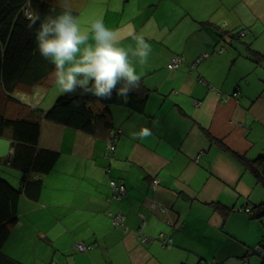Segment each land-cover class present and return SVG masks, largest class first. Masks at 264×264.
I'll return each instance as SVG.
<instances>
[{"label":"crops","instance_id":"obj_1","mask_svg":"<svg viewBox=\"0 0 264 264\" xmlns=\"http://www.w3.org/2000/svg\"><path fill=\"white\" fill-rule=\"evenodd\" d=\"M67 6L79 21L92 11L82 31L102 18L106 28L120 30V46L136 48L130 34L150 44L146 63L130 57L148 93L145 109L109 106L122 131L109 159L108 137L42 121L39 148L59 159L41 176L39 198L20 199L3 252L21 264H257L253 251L264 240V218H253L250 209L264 202V187L237 157L264 156V58L255 56H264V0H79ZM174 55L185 62L169 70ZM55 91V84L18 91L9 113L23 115L27 108L19 103L47 112ZM142 128L151 135L134 138ZM11 143L0 138V159L9 157ZM0 171L20 185V172L9 165ZM111 180L125 183L121 200ZM160 240L172 242L162 247ZM77 243L94 249L79 252Z\"/></svg>","mask_w":264,"mask_h":264},{"label":"trees","instance_id":"obj_2","mask_svg":"<svg viewBox=\"0 0 264 264\" xmlns=\"http://www.w3.org/2000/svg\"><path fill=\"white\" fill-rule=\"evenodd\" d=\"M28 2L31 13H38L40 16V20L31 28L25 13ZM70 10L78 17V11ZM61 11L59 5H52L44 0H0V138L12 142L11 154L6 159H0V165H9L21 174L18 187L0 176V264H21L3 252L9 237L8 226L18 222V206L22 197L31 200L39 198L43 188L41 176L50 173L59 159L57 152L39 148L42 121L50 120L94 137H108V141L117 146L121 134L112 133L117 129L109 106L128 107L136 112H143L145 109L148 93L140 83L139 89L129 95L127 102L117 96L115 91L111 99H98L92 93L78 88L62 95L47 112L19 103L20 109L24 111L27 108V111L17 116L9 113L7 105L9 102L17 103L14 98L16 92H32L37 87L49 89L55 84L52 76L55 65L40 54L36 33L42 20L49 15H59ZM255 56H258V60L264 58L262 54ZM114 152L107 156V151L106 158H112ZM237 158L264 187V156L255 160L240 155ZM222 211H229V208ZM250 213L255 219H263L264 202L253 206ZM86 245L90 246L86 252L94 249L93 244ZM253 253L259 255L261 264H264V240Z\"/></svg>","mask_w":264,"mask_h":264},{"label":"clouds","instance_id":"obj_3","mask_svg":"<svg viewBox=\"0 0 264 264\" xmlns=\"http://www.w3.org/2000/svg\"><path fill=\"white\" fill-rule=\"evenodd\" d=\"M60 7L61 13L47 16L36 33L40 54L55 65L52 76L58 91L68 94L79 88L98 99H111L115 91L127 102L141 83L130 57L138 58L140 64L146 63L152 51L150 44L142 35L130 34L136 48L120 46L123 39L120 30L106 28L102 18L95 20L89 31H82L78 17L65 0H60ZM27 18L30 28L40 20L38 13ZM90 33L93 43H89ZM81 45L85 47L81 49ZM150 135L148 128H142L134 138L145 139Z\"/></svg>","mask_w":264,"mask_h":264},{"label":"built area","instance_id":"obj_4","mask_svg":"<svg viewBox=\"0 0 264 264\" xmlns=\"http://www.w3.org/2000/svg\"><path fill=\"white\" fill-rule=\"evenodd\" d=\"M25 13H26V15H30L31 14L30 2L27 3V6L25 8ZM207 56H208L207 54L201 56L196 62H194L192 67H195L197 65V63L202 58L207 57ZM184 62H185L184 56H182V55H174V56L171 57L169 63L167 64V68L170 69V70L177 69L182 64H184ZM112 133L120 135L122 133V131L120 129H117V130L112 131ZM115 148H116V146L114 145V143L109 141L107 156L112 155V152L115 151ZM159 183H160L159 180L154 179L153 182H152L153 188H156L159 185ZM110 185H111V187L113 188V190L115 192L116 199L121 200L122 197L124 195H126V193H127L126 187H125V185H124V183L122 181L119 182V181L111 180L110 181ZM122 221H123V217L121 215H119L116 218V222L117 223H122ZM139 233H140L141 236L143 235L141 231ZM142 237H143L142 238L143 242H147L148 241L147 238H145L144 236H142ZM171 242H172V240H165L164 247L168 246ZM75 248L77 250L81 251V252H86V251H88L90 249V246L86 245L85 243H77L75 245ZM201 264H222V263L214 260V261H204Z\"/></svg>","mask_w":264,"mask_h":264},{"label":"rangeland","instance_id":"obj_5","mask_svg":"<svg viewBox=\"0 0 264 264\" xmlns=\"http://www.w3.org/2000/svg\"><path fill=\"white\" fill-rule=\"evenodd\" d=\"M44 1H46L48 3H52L54 5H60V0H44ZM65 3L67 5L76 7V5L79 3V0H65ZM92 19H93L92 11L89 10V11L85 12L84 17H82L80 19L79 23H80V25L86 24L88 22V20L92 21ZM54 93L57 95L56 100L59 99L62 95H64L63 93H60L59 91H55ZM56 100H55V102H56ZM1 174H3V173L0 171V176H2ZM2 177L10 182L9 175L2 176ZM160 243H161L162 247H164L165 240H160ZM254 258H257V264L261 263V258L259 257V255L254 254Z\"/></svg>","mask_w":264,"mask_h":264}]
</instances>
